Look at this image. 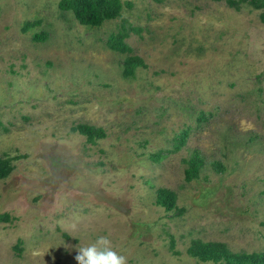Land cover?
Masks as SVG:
<instances>
[{
	"label": "rangeland",
	"instance_id": "374dc122",
	"mask_svg": "<svg viewBox=\"0 0 264 264\" xmlns=\"http://www.w3.org/2000/svg\"><path fill=\"white\" fill-rule=\"evenodd\" d=\"M61 1L0 0V264H77L100 236L127 264H216L194 240L263 253L264 8L122 0L89 27ZM124 27L130 54L108 45ZM130 56L145 66L125 77Z\"/></svg>",
	"mask_w": 264,
	"mask_h": 264
},
{
	"label": "trees",
	"instance_id": "16d2710c",
	"mask_svg": "<svg viewBox=\"0 0 264 264\" xmlns=\"http://www.w3.org/2000/svg\"><path fill=\"white\" fill-rule=\"evenodd\" d=\"M245 3H251L255 8H264V0H228L229 7L240 10ZM60 9L66 12H72L76 20L89 27H100L104 22L117 19L121 16L124 3L122 0H62ZM128 37L126 28L123 32H119L116 36H112L108 45L114 51L122 54H130L132 49L125 43ZM39 41L45 40L43 36H36ZM138 66H145L142 59L136 56H130L124 67V76L131 77L135 75ZM73 132L86 136L87 141L95 144L97 139L106 137V133L102 128L91 125H78L72 128ZM184 142V138L183 141ZM17 159V158H16ZM13 158H0V180L7 178L14 167L12 165ZM203 160L199 155H195L189 161V168L186 170V180L192 181L195 179L202 167ZM157 202L166 211L172 212L179 210L177 206V194L169 189L160 188L156 192ZM181 211V210H180ZM8 215L1 216L0 222H10ZM188 254L203 263L214 262L216 264H264L263 253H234L230 248L220 242H203L194 240L188 249Z\"/></svg>",
	"mask_w": 264,
	"mask_h": 264
},
{
	"label": "clouds",
	"instance_id": "9594fccd",
	"mask_svg": "<svg viewBox=\"0 0 264 264\" xmlns=\"http://www.w3.org/2000/svg\"><path fill=\"white\" fill-rule=\"evenodd\" d=\"M77 251V264H127L126 257L113 248L108 236H100L93 243L80 246Z\"/></svg>",
	"mask_w": 264,
	"mask_h": 264
}]
</instances>
